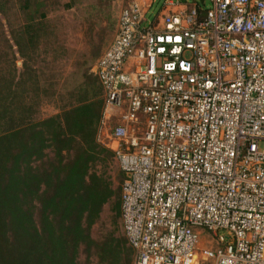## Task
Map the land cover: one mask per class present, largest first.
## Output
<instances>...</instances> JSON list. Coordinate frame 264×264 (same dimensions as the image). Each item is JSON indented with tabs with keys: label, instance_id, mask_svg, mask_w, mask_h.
<instances>
[{
	"label": "built area",
	"instance_id": "built-area-1",
	"mask_svg": "<svg viewBox=\"0 0 264 264\" xmlns=\"http://www.w3.org/2000/svg\"><path fill=\"white\" fill-rule=\"evenodd\" d=\"M198 1L130 0L95 64L131 264H264V0Z\"/></svg>",
	"mask_w": 264,
	"mask_h": 264
},
{
	"label": "trees",
	"instance_id": "trees-1",
	"mask_svg": "<svg viewBox=\"0 0 264 264\" xmlns=\"http://www.w3.org/2000/svg\"><path fill=\"white\" fill-rule=\"evenodd\" d=\"M112 1L0 0V264L133 261L117 231L126 174L119 167L114 176L115 153L97 139L105 94L91 70L96 56L60 67L74 49L59 42L63 17L53 14L62 6L84 12L92 34L93 13ZM45 103L56 111L42 115ZM105 212L112 227L95 237Z\"/></svg>",
	"mask_w": 264,
	"mask_h": 264
},
{
	"label": "rangeland",
	"instance_id": "rangeland-1",
	"mask_svg": "<svg viewBox=\"0 0 264 264\" xmlns=\"http://www.w3.org/2000/svg\"><path fill=\"white\" fill-rule=\"evenodd\" d=\"M67 0H61V3L66 2ZM130 0H113L109 8L107 7L104 12L101 14L98 13V16L95 14L91 20L96 21L95 24V30L94 33L90 34V25L87 23H83L82 17L84 15V12L77 11L76 9H64V7H60L58 9L59 12H54L53 14L55 16L61 15L63 17L62 22L59 21L61 27H59L58 31V39L61 44H65L68 47L74 49L72 51L73 58L71 60L62 59L60 61L65 60L64 66L65 70L68 69L69 66L74 61V58H94L96 56L95 62L92 66V71L94 72V66L96 64L97 59L105 52V50L109 47V45L112 43L113 39L115 38V35L118 30V19L119 15L121 13V10L127 6ZM148 3H152L153 6L148 13V18H153L159 11L163 0H147ZM207 4L208 1L206 0ZM209 5V4H208ZM108 9V10H107ZM79 16L81 17V20L79 19ZM78 17V19H76ZM0 18L5 23L6 20L3 16L0 15ZM83 23V25L79 23ZM57 23V24H58ZM84 56V57H82ZM86 56V57H85ZM62 57V56H61ZM60 57V58H61ZM18 66L21 67L22 60L19 58L17 59ZM68 71V70H67ZM42 115H49L51 113H54L56 111V107L53 103H45L42 106ZM117 124L116 120L114 121V125ZM112 166L110 168L113 171L114 176L117 175L118 171L120 170L119 165L117 162L113 159L111 162ZM103 223H107L108 225L104 226ZM102 222L98 223L93 230V233L95 237H99L103 233H106L108 229H111V222L109 219V215L107 212L103 215ZM119 233L124 235L123 231V225L122 220L120 218L119 220V228L117 230ZM84 257H82V260ZM199 264H209L203 260L199 262Z\"/></svg>",
	"mask_w": 264,
	"mask_h": 264
},
{
	"label": "water",
	"instance_id": "water-1",
	"mask_svg": "<svg viewBox=\"0 0 264 264\" xmlns=\"http://www.w3.org/2000/svg\"><path fill=\"white\" fill-rule=\"evenodd\" d=\"M93 70L95 71V66H94V69Z\"/></svg>",
	"mask_w": 264,
	"mask_h": 264
}]
</instances>
